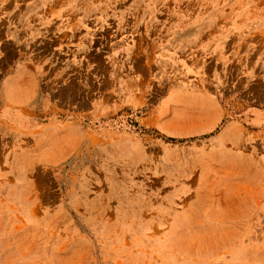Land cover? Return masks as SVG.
I'll list each match as a JSON object with an SVG mask.
<instances>
[{"label":"rangeland","instance_id":"374dc122","mask_svg":"<svg viewBox=\"0 0 264 264\" xmlns=\"http://www.w3.org/2000/svg\"><path fill=\"white\" fill-rule=\"evenodd\" d=\"M0 264H264V0H0Z\"/></svg>","mask_w":264,"mask_h":264}]
</instances>
